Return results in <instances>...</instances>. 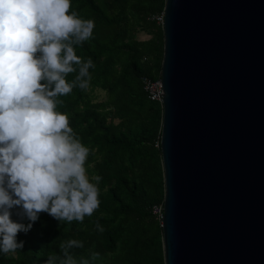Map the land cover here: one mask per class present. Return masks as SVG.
<instances>
[{
	"label": "water",
	"instance_id": "obj_1",
	"mask_svg": "<svg viewBox=\"0 0 264 264\" xmlns=\"http://www.w3.org/2000/svg\"><path fill=\"white\" fill-rule=\"evenodd\" d=\"M165 264H264V0H166Z\"/></svg>",
	"mask_w": 264,
	"mask_h": 264
},
{
	"label": "trees",
	"instance_id": "obj_2",
	"mask_svg": "<svg viewBox=\"0 0 264 264\" xmlns=\"http://www.w3.org/2000/svg\"><path fill=\"white\" fill-rule=\"evenodd\" d=\"M165 2L71 0L70 11L95 22L92 37L75 46L76 54L90 57L95 67L89 69L88 89L59 97L58 111L68 115L70 127L90 149L85 167L90 179L101 177L100 206L83 223H59L41 213L30 232L18 234L24 248L0 253V264H44L69 239L83 242V248L70 251L90 264H165L161 224L152 214L164 198L162 109L142 85V78L160 77L163 30L150 19L163 13ZM140 33L149 38L140 39ZM97 90L103 100L96 98ZM93 253L100 255L92 260Z\"/></svg>",
	"mask_w": 264,
	"mask_h": 264
},
{
	"label": "clouds",
	"instance_id": "obj_3",
	"mask_svg": "<svg viewBox=\"0 0 264 264\" xmlns=\"http://www.w3.org/2000/svg\"><path fill=\"white\" fill-rule=\"evenodd\" d=\"M70 9L71 0H0V253L6 255L24 248L18 234L30 232L41 213L83 223L100 206L101 177L90 179L85 167L90 149L58 111L59 97L88 89L95 67L75 51L92 37L95 22ZM96 229L104 231L98 221ZM83 247L77 239L63 241L60 254L50 253L44 264H90L70 251Z\"/></svg>",
	"mask_w": 264,
	"mask_h": 264
},
{
	"label": "built area",
	"instance_id": "obj_4",
	"mask_svg": "<svg viewBox=\"0 0 264 264\" xmlns=\"http://www.w3.org/2000/svg\"><path fill=\"white\" fill-rule=\"evenodd\" d=\"M156 25L160 26L163 28L164 25V12L158 15H154L150 19ZM142 85H143V90L148 96V99L151 100L152 102L157 103L162 111H163V88H162V80L161 76L156 79V80H150L148 78H142ZM157 146V145H156ZM152 214L154 217L162 223L163 220V203L160 205H155L152 207Z\"/></svg>",
	"mask_w": 264,
	"mask_h": 264
},
{
	"label": "rangeland",
	"instance_id": "obj_5",
	"mask_svg": "<svg viewBox=\"0 0 264 264\" xmlns=\"http://www.w3.org/2000/svg\"><path fill=\"white\" fill-rule=\"evenodd\" d=\"M139 38L140 39H148L149 38V36H147L146 34H144V33H140L139 35ZM95 95H96V98L100 101V100H103V98H104V94H103V92H101V91H95Z\"/></svg>",
	"mask_w": 264,
	"mask_h": 264
}]
</instances>
